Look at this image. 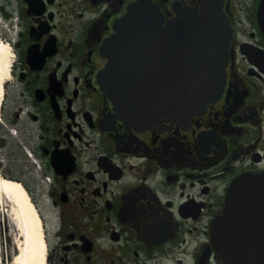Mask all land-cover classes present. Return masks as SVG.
I'll return each instance as SVG.
<instances>
[{"label": "flooded vegetation", "instance_id": "1", "mask_svg": "<svg viewBox=\"0 0 264 264\" xmlns=\"http://www.w3.org/2000/svg\"><path fill=\"white\" fill-rule=\"evenodd\" d=\"M9 1L0 176L37 207L44 264H230L213 222L239 177L264 172V0H148L162 24L183 13L226 23L227 58L207 99L175 100L169 50H140V102L151 106L136 114L109 98L100 75L104 41L140 0H0L1 11ZM249 232L264 248V213Z\"/></svg>", "mask_w": 264, "mask_h": 264}, {"label": "water", "instance_id": "2", "mask_svg": "<svg viewBox=\"0 0 264 264\" xmlns=\"http://www.w3.org/2000/svg\"><path fill=\"white\" fill-rule=\"evenodd\" d=\"M148 2L140 0L129 6L125 15L115 22L114 32L104 41L101 52L108 59L100 75L104 90L126 112L136 114L138 108L150 107L147 102H140L148 95L142 93L146 89L138 86L140 71L135 60L140 50L152 49L159 43V49L169 50L170 59H174V88L169 89L174 91L175 100L204 101L217 90L224 72L228 25L200 23L199 17L184 13L162 24V13ZM213 18L218 21L217 16ZM257 18L264 33V2ZM210 34L219 37H206ZM180 105L189 103H174L175 107ZM263 213L264 172L239 177L227 190L222 212L213 222V239L221 244L218 246L226 262L264 264V248L251 245L249 232L253 219H262Z\"/></svg>", "mask_w": 264, "mask_h": 264}, {"label": "rangeland", "instance_id": "3", "mask_svg": "<svg viewBox=\"0 0 264 264\" xmlns=\"http://www.w3.org/2000/svg\"><path fill=\"white\" fill-rule=\"evenodd\" d=\"M15 20V9L12 2L9 1L5 6V10H0L1 101L4 96V88L10 80V68L13 59L12 42L15 38L16 29ZM9 199L0 194V264H14L15 258H21V250L25 254L32 252L31 259H33L37 247L35 243L37 244L39 232H42V228L39 231L35 222V215L40 220V214L34 203L30 200L35 208V210H32L26 205L24 207V204L14 203ZM41 225L40 220V227Z\"/></svg>", "mask_w": 264, "mask_h": 264}, {"label": "bare ground", "instance_id": "4", "mask_svg": "<svg viewBox=\"0 0 264 264\" xmlns=\"http://www.w3.org/2000/svg\"><path fill=\"white\" fill-rule=\"evenodd\" d=\"M0 194H3L7 198H10L11 201H14V203L18 202V203L24 204V207L28 206L30 207V209L35 210L32 202L29 199L27 192L25 191L23 186L18 181L0 176ZM21 204H20V207H21ZM35 218H36L35 219L36 225L38 227V230L40 231L41 227H40L39 217L35 215ZM39 233L40 234H38L37 244L34 242L35 246L37 245V247L35 249V253H34L35 256L33 257V259H31L32 252H28V254H25V252L21 250V258L20 259L15 258L16 260L14 264H44L45 245H44L42 232H39Z\"/></svg>", "mask_w": 264, "mask_h": 264}]
</instances>
